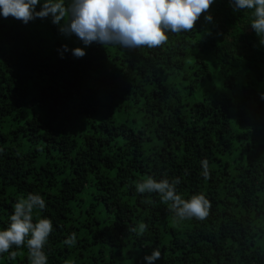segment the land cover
Segmentation results:
<instances>
[{
  "label": "trees",
  "instance_id": "obj_1",
  "mask_svg": "<svg viewBox=\"0 0 264 264\" xmlns=\"http://www.w3.org/2000/svg\"><path fill=\"white\" fill-rule=\"evenodd\" d=\"M250 19L214 0L192 31L130 49L86 46L51 15H0V230L34 193L46 208L33 222L53 227L48 264H264V45ZM148 176L203 192L209 216L179 220L137 192ZM0 264H30L26 245Z\"/></svg>",
  "mask_w": 264,
  "mask_h": 264
},
{
  "label": "clouds",
  "instance_id": "obj_2",
  "mask_svg": "<svg viewBox=\"0 0 264 264\" xmlns=\"http://www.w3.org/2000/svg\"><path fill=\"white\" fill-rule=\"evenodd\" d=\"M214 0H0V15L9 16L27 24L36 18L52 17V23L66 34H75L86 46L91 43L114 44L124 48L160 47L167 43L166 33L190 32L202 14L208 13ZM41 4L40 10L36 6ZM234 11L248 10L251 13L250 26L259 43L264 45V0H229ZM211 22L212 16L205 15ZM63 21V23H61ZM67 50V46H63ZM76 57L86 53L83 48L72 49ZM205 179L210 176L208 161L202 162ZM180 180L157 181L148 176L136 183L138 193L160 195L162 202H170V210L179 220L196 218L205 220L210 213L211 201L203 192L192 194L185 199L176 191ZM46 208L39 194L28 193L20 197L9 217L10 223L0 230V253L9 252L15 246L27 248L30 264H48L44 251L53 231L49 218H39L33 222L34 210ZM147 224L141 222L132 232L142 235ZM76 233H72L64 243L74 245ZM16 253L11 252V257ZM161 253L154 249L145 257L149 262L159 259Z\"/></svg>",
  "mask_w": 264,
  "mask_h": 264
}]
</instances>
